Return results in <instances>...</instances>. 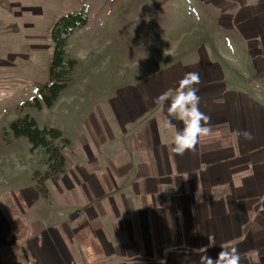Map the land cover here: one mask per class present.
<instances>
[{
  "label": "crops",
  "instance_id": "crops-1",
  "mask_svg": "<svg viewBox=\"0 0 264 264\" xmlns=\"http://www.w3.org/2000/svg\"><path fill=\"white\" fill-rule=\"evenodd\" d=\"M205 1L218 13L220 37L206 44L203 60L141 82L130 105L140 117L123 120L124 134L106 110L88 118L77 105L63 107L73 115L55 128L61 138L53 145L65 172L43 191L36 180L8 186L0 264H197L204 248L215 258L227 244L239 248L241 264H264V0ZM190 71L200 73V109L213 133L180 156L154 100ZM235 129L253 138L237 141ZM19 140L29 157L44 150L30 153ZM44 154L34 173L48 171Z\"/></svg>",
  "mask_w": 264,
  "mask_h": 264
},
{
  "label": "rangeland",
  "instance_id": "rangeland-1",
  "mask_svg": "<svg viewBox=\"0 0 264 264\" xmlns=\"http://www.w3.org/2000/svg\"><path fill=\"white\" fill-rule=\"evenodd\" d=\"M80 10L88 22L66 47L76 66L51 108L36 110L27 104L48 83L51 29L60 17ZM218 19L205 0H0V92L6 93L0 98V201L9 185L32 184L34 162L45 156L40 150L29 157L19 138H4L11 122L28 115L39 128L61 129L73 115L63 107L72 104L88 118L105 117L106 110L124 134L123 120L140 117L134 108L131 115V93L158 70L203 60L206 44L220 37ZM10 152L18 153L17 160Z\"/></svg>",
  "mask_w": 264,
  "mask_h": 264
},
{
  "label": "trees",
  "instance_id": "trees-1",
  "mask_svg": "<svg viewBox=\"0 0 264 264\" xmlns=\"http://www.w3.org/2000/svg\"><path fill=\"white\" fill-rule=\"evenodd\" d=\"M88 22L87 13L84 10L60 17L53 25L50 38L53 44V56L49 69L48 83L38 91V98L34 97L28 106L41 110L50 108L58 95L66 88L71 73L76 66V60L67 54V41L70 36L83 29ZM4 138L11 134L14 138H26L30 144L29 152L33 153L37 148H43L47 154L48 171L43 175L34 173L33 178L40 190L43 191V183L46 180L56 181L65 172V159L61 154V148L53 145V141L61 138V132L55 128H39L35 120L28 115L11 122L7 129L3 130ZM67 145L66 140H62Z\"/></svg>",
  "mask_w": 264,
  "mask_h": 264
},
{
  "label": "clouds",
  "instance_id": "clouds-1",
  "mask_svg": "<svg viewBox=\"0 0 264 264\" xmlns=\"http://www.w3.org/2000/svg\"><path fill=\"white\" fill-rule=\"evenodd\" d=\"M201 83L200 73L190 71L183 75L174 89H168L157 96L154 103L162 110V123L173 131V140L170 150L176 155H184L193 151L202 137L213 133L211 117L200 109L198 85ZM6 93L0 92V98ZM173 121H179L183 127L177 128ZM232 137L239 141L241 138L251 140L252 133L248 130L235 129ZM211 247H215V243ZM208 247L204 248L197 264H241L242 253L235 244H227L221 248L215 258L209 256ZM254 254L259 258V250Z\"/></svg>",
  "mask_w": 264,
  "mask_h": 264
}]
</instances>
